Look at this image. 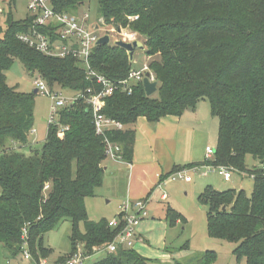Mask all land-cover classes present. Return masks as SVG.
I'll use <instances>...</instances> for the list:
<instances>
[{
	"label": "trees",
	"instance_id": "trees-1",
	"mask_svg": "<svg viewBox=\"0 0 264 264\" xmlns=\"http://www.w3.org/2000/svg\"><path fill=\"white\" fill-rule=\"evenodd\" d=\"M50 1L60 14H76L92 2ZM97 4L105 34L107 28L123 29L143 39L158 83L156 96L147 97L141 82L131 94L125 92L119 83L133 70L128 53L115 45L96 47L89 60L91 70L118 86L102 114L124 125L105 137L120 145L122 161L132 164L139 119L157 124L163 118H179L207 100L219 121L213 158L176 166L160 183L204 166L249 174L254 181L251 197L244 191L219 192L207 186L198 200L209 207L210 238L235 243L237 262L264 264V0H97ZM10 5L6 27L0 23V247L17 255L26 242L38 262L53 254L45 247V235L68 220L71 251L55 264H67L80 245L91 258L124 228L122 223L113 229L106 220L90 221L85 205L106 175L105 138L96 134L93 109L87 103L103 86L80 60L48 57L22 43L18 37L28 32L33 19L15 20L16 0ZM16 60L31 75L38 74L51 91L83 95L59 112L57 125H48L41 150H33L29 141L37 95L18 92L7 82L6 73ZM27 148L28 155L23 152ZM248 156L259 164L252 170L246 167ZM184 220L173 209L167 211L169 226ZM216 261L217 253L209 251L190 264ZM93 264L155 263L134 248L120 247Z\"/></svg>",
	"mask_w": 264,
	"mask_h": 264
},
{
	"label": "rangeland",
	"instance_id": "rangeland-1",
	"mask_svg": "<svg viewBox=\"0 0 264 264\" xmlns=\"http://www.w3.org/2000/svg\"><path fill=\"white\" fill-rule=\"evenodd\" d=\"M16 2L15 10H13L15 20H24L29 15L27 9L28 0H17ZM85 14L91 16L92 23H103L99 19L97 0H92L91 3L82 5L79 12L75 15L84 16ZM6 18L0 19L3 28L6 27ZM107 30H110V28H107ZM126 32L131 33L128 30ZM97 34L100 36L105 34L102 26ZM117 39L118 41L121 40L116 34L111 35L110 45H114ZM138 41L144 43L140 37H138ZM152 60L144 51L136 52L132 62L133 70H142ZM6 76L10 87L26 94L33 93L36 90L34 83L39 79L38 74L31 75L27 72L19 60L14 62ZM58 92H61L65 97L72 96L68 91L58 90ZM35 102V132L30 135L29 141L33 150H41L47 133L53 101L49 96L38 94ZM193 113L196 128L201 133L209 134L207 142L203 137V145L206 146L207 144L215 149L218 140L219 121L212 116L209 102L207 100L201 101ZM201 133L198 136L199 138L202 137ZM33 141H37V143ZM23 152L26 155L30 154L28 148L23 150ZM108 162L111 161L108 160ZM258 165V162L253 157L248 156L246 158L248 170H252ZM203 172L200 171L198 174L190 173L191 183L178 180L161 184L157 189L158 197L160 198L162 194H165L168 200L153 201L150 206L148 203L149 218L141 222L147 234L144 235L143 241L136 245L135 251L137 253L155 264H190L206 252L213 251L217 253L215 264H246L245 260L236 261L233 255V251L237 247L235 243L209 237L207 228L209 207L202 205L198 199L207 186H212L219 192L228 190L244 191L248 197H251L254 191V181L249 174L235 170H232V180L229 182H226L216 170L209 172L207 177L201 175ZM125 185L126 182L122 177L117 179L115 176L107 175L103 186L96 190L95 196L87 198L85 201L89 220L92 222L113 221L121 213L120 207L125 201ZM169 208L180 213L185 220L179 221L173 227L169 226L167 222V211ZM80 229L83 231L82 225ZM71 234L72 225L68 220L61 222L55 230L46 234L44 237L45 247L52 249L53 254L50 257L39 258L38 262L32 256L31 260H26L22 251L14 255L6 247L1 246L0 264H38L42 261H46L48 264H55L60 257L71 251ZM105 256V252L97 253L86 261V264H93Z\"/></svg>",
	"mask_w": 264,
	"mask_h": 264
},
{
	"label": "built area",
	"instance_id": "built-area-1",
	"mask_svg": "<svg viewBox=\"0 0 264 264\" xmlns=\"http://www.w3.org/2000/svg\"><path fill=\"white\" fill-rule=\"evenodd\" d=\"M10 4L11 0H0V19L6 17L12 6ZM15 6L12 7L13 10H15ZM27 9L29 12L28 16L33 19L32 24L27 33L19 35V40L48 57L62 59L74 57L80 60L86 67L89 76L96 77L97 83L103 86V91L91 95V97L87 98V103L93 109L96 134L105 138L107 158L112 161H122L121 146L111 142L105 137V134L111 130H123L124 125L102 114L106 105V99L115 93L118 86L108 81L105 77L98 76L93 72L90 68L89 60L101 37L108 35L111 38V35L116 34L124 42H134L138 40L137 34L128 33L123 29H120L121 32L118 33L119 29H111L108 34L100 36L97 34L100 26L98 23L91 22V16L89 14L78 16L69 13H57L50 0H28ZM96 25L99 26L98 30L93 29ZM116 41H118V39ZM147 74L150 75L149 79L151 83L157 82L149 65H145L142 70H132L129 77L119 83V87L122 86L125 92L131 94L133 88L138 83H143ZM34 85L36 86V90H38V94L49 96L53 101L48 125H57L59 112L70 103L83 97L81 94L65 97L61 92L51 91L47 84L40 78L35 81ZM88 93L91 94V91L89 90ZM66 130H68V128H66ZM34 132L33 130L32 134ZM214 153L215 151L212 147H207L206 160H211ZM213 170H216L226 182L232 179V170L226 167L215 168L204 166L178 172L168 177L165 181L176 182L178 180H184L186 183H191L192 178L189 176L190 173L198 174L200 171H204L201 175L206 177L208 173ZM46 189H48V186ZM147 205V200L138 201L133 204L128 201L122 205L120 208V217H116L113 221L109 222V227L117 229L122 223L124 228L111 244L105 249L97 251L96 254L101 252L115 253L120 247L126 249L134 248L137 240L138 228L143 220L149 218ZM23 239L26 240V231L24 232ZM22 252L26 260H31V254L26 242L22 246ZM90 259L91 258H87L83 254V247L80 245L77 252L68 260L67 264H86V261ZM39 264L48 263L42 261Z\"/></svg>",
	"mask_w": 264,
	"mask_h": 264
},
{
	"label": "crops",
	"instance_id": "crops-1",
	"mask_svg": "<svg viewBox=\"0 0 264 264\" xmlns=\"http://www.w3.org/2000/svg\"><path fill=\"white\" fill-rule=\"evenodd\" d=\"M193 118V112H186L179 118H163L157 124H150L141 118L135 126L136 141L132 164L110 159L108 160L111 162L108 160L104 162L105 178L107 175L115 176L117 179L122 177L126 182L124 204L128 201L133 204L147 200L150 206L153 201H167L165 194L158 197L157 189L161 184L168 182L160 183L161 177L171 173L176 166L205 161L206 148L210 146L207 144L204 146L202 139L204 137L207 142L209 134L201 133L196 128ZM200 133L201 138L198 137ZM146 234L142 223L138 228L134 250Z\"/></svg>",
	"mask_w": 264,
	"mask_h": 264
},
{
	"label": "water",
	"instance_id": "water-1",
	"mask_svg": "<svg viewBox=\"0 0 264 264\" xmlns=\"http://www.w3.org/2000/svg\"><path fill=\"white\" fill-rule=\"evenodd\" d=\"M93 29L98 30L99 26L96 25L93 27ZM120 32H121V30L119 29L118 33H120ZM110 43H111L110 36L105 35L98 40L97 46H106V45H110ZM114 45L125 50L128 53L129 61L131 64L134 60V55L136 52L145 51L144 44L138 40L134 41V42H124L122 40H119V41H116ZM149 78H150V75L147 74L146 78L143 81V87H144V90H145L147 97H151V96L155 95L157 93V90H158V83L157 82L151 83ZM34 94L38 95V90H35Z\"/></svg>",
	"mask_w": 264,
	"mask_h": 264
}]
</instances>
